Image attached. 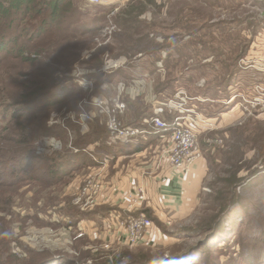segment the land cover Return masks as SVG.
<instances>
[{
	"label": "rangeland",
	"instance_id": "rangeland-1",
	"mask_svg": "<svg viewBox=\"0 0 264 264\" xmlns=\"http://www.w3.org/2000/svg\"><path fill=\"white\" fill-rule=\"evenodd\" d=\"M131 1L100 0V4L94 6L87 0H76L73 4L79 11L78 14H85L81 19L83 23L91 25L97 21L100 24L107 22L109 25L114 16L127 8ZM141 20L148 23L150 37L156 42L162 43L164 38L182 41V57L178 58L175 54L171 57L176 64L171 76L177 78V83L173 89L158 93L157 80H163L166 74L163 64L158 63V70L152 74L153 67L149 66V60L138 52H135L130 65L132 67L127 66L125 58L120 63H107L121 61V58L111 59L106 52L107 57L103 58L104 63L106 60L104 72L124 68L122 75L125 74L126 77L114 75L111 81L102 79L103 82L99 85L92 78H82L94 73L89 67L94 59L93 56L90 58L91 50L83 49L80 52V63L83 60L81 65L75 64L74 70L68 75L74 77L76 85L85 94L76 111L65 113L62 109L49 117V121H55L59 126L58 131L62 132H55V137L63 142L64 148L49 156L37 154L36 151L35 154L45 158L64 154L65 150L73 148V143L91 136L100 121L107 132L109 147L99 150L98 143L88 145L93 149V152H88L91 154L88 160H92V163L57 181L55 185L47 187L37 181H27L13 191L14 203L5 216L12 236V253L21 257L33 252L43 253L44 256H53L57 262L63 261L64 264V259L72 260L74 264H92L90 259H81L80 253L85 251L91 255L126 254L130 259L137 257L139 253L147 259L186 253L201 237H195L194 232L188 235L184 231L195 227L208 213L206 210L211 205L209 195L221 188L220 184L209 187V183L215 180L214 170L218 171L217 177L225 176L223 173L229 171L233 164L228 153L233 155L242 150L245 154L243 161L237 165V174L243 182L237 188L239 201L233 216L238 223L235 224L234 236L225 246L216 248L209 259L205 258V262L199 261L197 264H264V0H155V6L144 11ZM203 26L213 27V30L219 27L214 35L218 40L227 41L226 48L232 40H236L235 43L241 46V52L232 53L233 58L237 55L241 57L235 61L229 83H220L218 88L210 91L207 90V84L216 74H226L216 61L225 60L227 50L225 49L223 57L214 58L208 53V44L198 45L202 32L197 30ZM190 33L191 36H188ZM116 37H119V32L111 23L89 44H94L96 48L115 45L113 40ZM160 56L164 58L165 52H161ZM98 85L99 93L93 95ZM138 98L151 114L139 120L136 127L139 129L150 128V124L147 125L145 121L148 122L157 109L161 110L160 117L163 120L171 112L174 113L173 108H169L171 103H181V108L193 110V114L205 120L204 129L197 135V145L200 157L206 163V174L197 193L196 203L181 217L172 219L169 226L161 221L154 223L150 219L151 235L154 237L156 230L163 235L156 243L150 240L130 244L118 236L110 220L120 217L124 219L133 214L139 188L132 196L134 199H126L125 211L118 215L124 194L120 195V185L112 190L108 189L107 181L117 175L118 171L130 173L141 162L156 168L158 165L153 164L155 158L151 157L167 143L166 140H156L150 146L131 152L136 143H122L113 139L108 130L109 121H115L123 127L129 126L133 119L130 118L127 101L134 102ZM180 98L185 99L181 102ZM99 102H102V106L97 105ZM88 112L94 116L88 117L89 120ZM84 125L87 126V131H82ZM234 129H239L242 133L238 142L233 137ZM140 139H137L138 142ZM253 140H257L256 145ZM233 145L235 147L230 148ZM104 150L106 151L99 155ZM209 156L214 157L215 161L210 162ZM104 157L110 159L108 165L102 166V163L99 165L95 162L102 161ZM38 164L35 161L29 166L28 173L39 175L36 173L47 163L40 166ZM139 197L141 198V194ZM47 205L50 206L46 207ZM126 209L131 211L130 214Z\"/></svg>",
	"mask_w": 264,
	"mask_h": 264
},
{
	"label": "trees",
	"instance_id": "trees-1",
	"mask_svg": "<svg viewBox=\"0 0 264 264\" xmlns=\"http://www.w3.org/2000/svg\"><path fill=\"white\" fill-rule=\"evenodd\" d=\"M74 1L76 0H0V264H64L63 261L57 262L53 256H44L43 253L33 252L26 257L12 253V236L5 216L14 203L13 191L27 181H37L47 187L55 185L57 181L92 163V160H88L91 155L87 152L88 145L98 143L99 150L109 147L106 141L107 132L100 121L91 136L73 143V148L65 150L64 154H54L52 158L35 154L36 141L55 136L58 131L59 126L55 121H49L50 115L62 109L65 113L76 111L82 95L85 94L84 90L76 85L74 77L68 75L74 70L75 64L81 65L83 60L80 63V52L83 49L91 50L90 58L93 56L94 59L89 65L94 73L82 78H92L99 85L103 82L102 79L109 82L114 75L121 76L124 69L105 73L106 60L104 63L103 58L107 57L106 52L111 59L125 58L127 66L133 63L135 52H138L149 60V66L153 67L152 74L158 70V63L163 64L166 74L163 80H157L158 93L173 89L178 81L171 76L176 67L171 57L173 54L178 58L182 57V41L164 38L162 43L156 42L150 37L148 23L141 20L144 11L150 6H155V0H132L129 6L117 13L111 21L119 32V37L113 40L115 45L99 48L89 43L111 23H83L81 19L85 14H78ZM218 29L220 28L213 30V27L203 26L197 30L202 32L197 44H208L210 56L223 57L225 49L228 51L225 60L216 61L220 63L221 71L226 74H216L207 84L209 91L218 88L220 83H229L235 61L241 57L237 55L233 58L232 55L234 52H241V46L235 43L236 40H232L226 48L227 41L215 38L214 33ZM163 51L164 58L160 56ZM122 76L126 77L125 74ZM99 85L93 95L99 93ZM127 107L131 113L130 118L133 119L129 126L138 127L141 118L151 115L139 98L134 102L127 101ZM170 118L171 115L165 120L169 121ZM232 133L237 139L236 142L242 138L239 129L232 130ZM154 140L150 138L147 142H137L131 152L141 150ZM256 141L252 142L256 145ZM234 147L233 145L230 148ZM105 151H101L99 155ZM263 151L264 149V156ZM244 154L242 150L233 155L228 153L233 164L229 171L223 173L225 176L217 177L218 171L214 170L215 180L209 183V187L220 184L221 188L209 195L211 205L206 210L208 213L195 227L184 231L188 235L194 232L195 237H201L194 247L186 251L198 257L197 263L205 262V258L209 259L216 248L225 246L234 236L235 224L238 223L233 216L239 201L237 188L243 182L237 174L238 163L243 161ZM208 158L210 162L215 161L214 157ZM35 161L39 163L38 166L47 163L36 173L39 175L28 173L29 166ZM215 166L217 167V164ZM80 256L82 260L90 259L92 264H123L122 260H125L124 264H151V261L155 260L147 259L141 253L133 259L126 254L91 255L88 251L80 253ZM64 260L65 264H74L72 260Z\"/></svg>",
	"mask_w": 264,
	"mask_h": 264
},
{
	"label": "built area",
	"instance_id": "built-area-1",
	"mask_svg": "<svg viewBox=\"0 0 264 264\" xmlns=\"http://www.w3.org/2000/svg\"><path fill=\"white\" fill-rule=\"evenodd\" d=\"M87 2L94 6L100 4V0H87ZM184 99L180 98V101L183 102ZM97 105L102 106V102H99ZM169 108H173L175 111L174 113L171 112L170 115L172 118L169 121L163 120L160 117L162 115L160 109L154 112V116L150 117L148 122L145 121L147 125L150 124V129H139L133 126L123 127L115 121H109L108 130L114 140L122 143L135 144L138 142V138L147 142L150 137L155 139L154 141L166 140V145L162 149H157L152 156V158H155L153 164L158 165L157 167L168 164L175 171L187 172L196 161L201 160L197 145V135L200 133V130L204 129L206 122L203 118L201 119L196 114H193V110L188 111L181 108V103H171ZM88 113L90 115H87V118L94 117L93 113ZM192 115L194 119H192ZM151 143L147 146H150ZM91 147L88 146L87 152H93ZM104 158L100 162H95L99 163V165L102 163V166H106L110 162V159L107 157ZM161 182H166V179ZM138 191L137 196L142 193V189L139 188ZM137 203H139V198L134 200L133 211ZM126 211L128 213L131 212L128 209ZM110 224L115 226L118 236L130 244L153 240V236L151 235L152 221L140 212L134 215L131 214L124 219L120 217L110 220Z\"/></svg>",
	"mask_w": 264,
	"mask_h": 264
},
{
	"label": "crops",
	"instance_id": "crops-1",
	"mask_svg": "<svg viewBox=\"0 0 264 264\" xmlns=\"http://www.w3.org/2000/svg\"><path fill=\"white\" fill-rule=\"evenodd\" d=\"M139 165L127 174L122 170L118 171L117 175L110 178L109 182L107 181L108 189L112 190L116 185H120V195L127 193V197L124 195L121 197V206H119L121 210L118 215L124 213L126 199L134 198L132 196L136 193L137 188L142 189V197H136L139 198V203L136 204L132 213L145 214L154 223L161 221L169 226L172 219L181 217L188 208L196 203L197 193L206 174L204 160L196 161L187 172L175 171L168 164L156 168L155 166L151 168L149 163L141 162ZM164 179L166 182H161ZM161 236L163 235H160L159 231H154L153 241L155 242Z\"/></svg>",
	"mask_w": 264,
	"mask_h": 264
},
{
	"label": "clouds",
	"instance_id": "clouds-1",
	"mask_svg": "<svg viewBox=\"0 0 264 264\" xmlns=\"http://www.w3.org/2000/svg\"><path fill=\"white\" fill-rule=\"evenodd\" d=\"M108 61L107 63H120ZM87 126L82 127V131H87ZM64 148L63 142L55 136H49L36 141L35 150L37 154L51 155L53 152H61ZM198 257L193 253H183L178 256H164L161 255L159 258L151 261V264H197Z\"/></svg>",
	"mask_w": 264,
	"mask_h": 264
}]
</instances>
